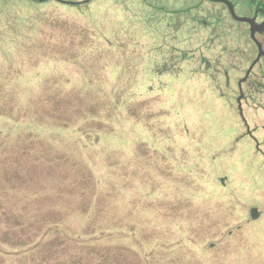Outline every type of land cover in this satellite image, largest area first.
<instances>
[{"label":"rangeland","instance_id":"rangeland-1","mask_svg":"<svg viewBox=\"0 0 264 264\" xmlns=\"http://www.w3.org/2000/svg\"><path fill=\"white\" fill-rule=\"evenodd\" d=\"M154 17L0 0V158L35 170L17 208L141 264H264V67Z\"/></svg>","mask_w":264,"mask_h":264},{"label":"trees","instance_id":"trees-1","mask_svg":"<svg viewBox=\"0 0 264 264\" xmlns=\"http://www.w3.org/2000/svg\"><path fill=\"white\" fill-rule=\"evenodd\" d=\"M7 1V0H3ZM15 1V0H14ZM42 5L51 1L81 8L92 0H17ZM140 7H147L155 13V28L177 29V32L196 36L195 41L212 48L213 44L204 43L200 34L203 22L200 20L198 0H139ZM147 4L146 6L143 4ZM187 3V4H186ZM188 3H190L188 5ZM189 11V12H188ZM176 20L175 24L167 22ZM179 19V20H178ZM166 22L168 27H166ZM165 24V25H162ZM224 52V51H222ZM122 96V95H121ZM131 96H133L131 94ZM145 104V103H144ZM18 145L3 147L0 158V264H141L126 250L116 252L103 250L100 239L104 233H98L100 239L91 234L92 225L87 229L65 228L69 221H42L39 215L24 214L25 207L17 208L16 194L32 195L28 187L29 178L35 170L30 169L26 150ZM27 171L28 174L25 175ZM22 188V189H19ZM19 190V191H18ZM23 199L20 200L23 203ZM80 228V227H79ZM89 228V229H88ZM118 227L113 230H118ZM109 245V244H106ZM111 245V244H110ZM113 246V245H111Z\"/></svg>","mask_w":264,"mask_h":264},{"label":"flooded vegetation","instance_id":"flooded-vegetation-1","mask_svg":"<svg viewBox=\"0 0 264 264\" xmlns=\"http://www.w3.org/2000/svg\"><path fill=\"white\" fill-rule=\"evenodd\" d=\"M198 1L200 20L203 22L200 34L204 43L218 41L212 48L207 47L209 52L230 50L236 55L234 59L240 60L242 54V62L264 67V0ZM239 43H245L242 53Z\"/></svg>","mask_w":264,"mask_h":264},{"label":"water","instance_id":"water-1","mask_svg":"<svg viewBox=\"0 0 264 264\" xmlns=\"http://www.w3.org/2000/svg\"><path fill=\"white\" fill-rule=\"evenodd\" d=\"M233 13V12H232ZM234 14V13H233Z\"/></svg>","mask_w":264,"mask_h":264}]
</instances>
